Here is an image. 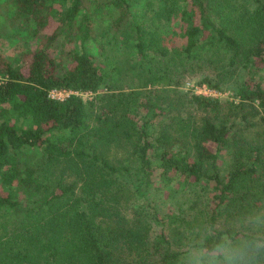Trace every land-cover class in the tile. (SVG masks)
<instances>
[{
  "label": "trees",
  "instance_id": "1",
  "mask_svg": "<svg viewBox=\"0 0 264 264\" xmlns=\"http://www.w3.org/2000/svg\"><path fill=\"white\" fill-rule=\"evenodd\" d=\"M8 4L40 40L18 67L0 55V264H182L166 216L155 207L147 206L151 220L143 230L136 226L140 220L122 223L120 200L112 196L114 177H123L138 196L147 194L155 177L187 188L214 182L201 221L208 228L184 234L186 251L213 229L216 235L264 240L216 227L224 212L244 215L264 199V140H248L238 131L264 110V86L253 79L264 69V0H148L135 10L130 0ZM59 37L70 42L66 68L56 60ZM89 42L100 50L111 42L126 44L128 65L145 75L141 88L114 91L115 80L97 63ZM215 62L248 71L236 85L237 103L187 97L175 88L183 65ZM165 78L169 87L152 86ZM203 81L219 88L208 77ZM53 88L96 94L106 113L90 123L92 98L51 99ZM184 98L203 112L186 127L172 124L184 123L177 112ZM118 150L119 158L112 159ZM224 152L231 156L225 168ZM30 154L45 161L28 164ZM9 209L17 221L10 222Z\"/></svg>",
  "mask_w": 264,
  "mask_h": 264
},
{
  "label": "rangeland",
  "instance_id": "2",
  "mask_svg": "<svg viewBox=\"0 0 264 264\" xmlns=\"http://www.w3.org/2000/svg\"><path fill=\"white\" fill-rule=\"evenodd\" d=\"M132 9H138L148 0H130ZM8 0H0V55L5 60L18 67L28 59V51L32 50L35 45L39 42L40 37H33L30 34L29 28L24 27V23L20 18H14L13 13L10 11ZM89 48L95 52L96 61L104 68L107 72L105 73L109 79L115 80L116 88L114 91L127 92L133 88H141L140 84L144 82L145 75L140 74L138 70L130 67L128 61L131 58V49L124 43L115 44H104L100 50L99 45L89 42L87 44ZM55 54L56 60L59 61L62 68H66L68 65L67 52L71 48L70 42L63 37H59L55 43ZM53 54V53H52ZM112 70V71H111ZM114 70V71H113ZM182 75L180 76L179 83L177 84V90L186 94L187 97L191 95H202L204 87L208 90L215 92L213 98H217L221 101L235 102L237 103L238 98L235 95L236 85L240 82L241 77H248V71L240 67L228 68L215 62L214 64L205 63L203 65L191 64L188 66H182L180 68ZM257 70V67H254ZM208 77L212 82L217 83L219 88H213L208 85L204 78ZM253 79L256 82H260L264 86V69L257 70L253 73ZM171 84L168 79L159 80L152 86L155 88H163ZM211 97L210 95H207ZM82 98H92L93 105L91 106L92 114L89 117L90 123H93L96 119V115H103L106 113L105 104L96 98V94L82 95ZM97 99V100H96ZM180 115L183 116L184 123H180L178 120H174L172 124L178 123L180 126L184 124V127L191 123L199 122L203 112L196 110L195 107L191 106L184 98V103L180 102ZM90 109V111H91ZM172 112L171 114H174ZM238 120V119H237ZM192 121V122H191ZM165 121H163L164 123ZM168 122V121H167ZM242 121H239L241 123ZM157 125L154 130H158ZM246 128V129H245ZM244 128V122L238 126V131L241 136L247 137L248 140L259 139L264 140V110L248 120V126ZM156 132V131H155ZM153 133V136L156 133ZM185 134V130H184ZM187 139L184 135V144ZM121 151H112L110 154L112 159L119 158ZM223 168L228 166L230 154L223 153ZM28 164L33 162L45 161V158H41L39 155H29L26 158ZM156 178V177H155ZM153 178L154 185L150 188L144 196H138L132 193L131 184L127 187V182L124 181L123 177L115 178V187H111L117 195H112L115 199H119L118 208L120 210V216L123 218V224L135 225L136 221L140 220V228L145 229L149 224L150 215L148 214L147 206L155 207L159 212L160 216L165 215L166 232L172 242V247L175 250H179L183 253L181 256L182 264H192L191 252L188 246L190 242L184 237V234L190 231H198L201 226L208 228L207 222L203 224L201 221L206 220V205L207 201L211 199L214 182L201 181L194 187L187 188L185 186H178L176 182L174 185H163L158 178ZM71 180V178H69ZM118 187V190H116ZM110 189V190H111ZM23 196L22 194H20ZM111 196V195H109ZM110 198V197H109ZM114 204L113 201H111ZM149 207V208H150ZM136 208H144L141 212H137ZM13 209H9L8 218L10 222L17 221L13 219ZM253 212V213H252ZM7 218V217H6ZM3 219L1 218V221ZM146 220L147 223H144ZM188 221V227H185L184 222ZM153 225V232L158 230L155 223ZM169 228H173L176 232L175 235L169 233ZM216 227L219 229H231L239 230L247 234H255L259 238L264 239V199H259L252 207L250 213L244 215H238L235 212H224L216 222ZM193 230H189V229ZM209 230V229H207ZM199 237V236H198ZM192 239L197 240V235L192 234ZM253 264H264V250H260L256 253L255 257L250 261Z\"/></svg>",
  "mask_w": 264,
  "mask_h": 264
},
{
  "label": "clouds",
  "instance_id": "3",
  "mask_svg": "<svg viewBox=\"0 0 264 264\" xmlns=\"http://www.w3.org/2000/svg\"><path fill=\"white\" fill-rule=\"evenodd\" d=\"M264 250V240L245 234L210 230L198 238L191 252L192 264H250Z\"/></svg>",
  "mask_w": 264,
  "mask_h": 264
},
{
  "label": "built area",
  "instance_id": "4",
  "mask_svg": "<svg viewBox=\"0 0 264 264\" xmlns=\"http://www.w3.org/2000/svg\"><path fill=\"white\" fill-rule=\"evenodd\" d=\"M207 89L204 87L203 89V94L206 96L207 95H210L211 97L215 96V92L211 91V90H208L206 91ZM71 94H75V95H90L91 93L89 92H84V93H81V92H77V91H72V90H67V89H64V88H61V89H58V88H53L51 90H49L48 92V97L51 98V99H56V100H63L65 98H67L69 95Z\"/></svg>",
  "mask_w": 264,
  "mask_h": 264
}]
</instances>
